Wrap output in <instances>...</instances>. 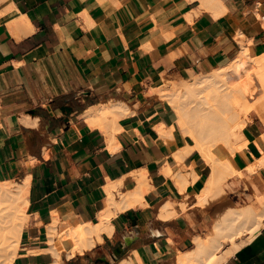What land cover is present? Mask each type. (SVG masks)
<instances>
[{"label":"crops","instance_id":"obj_1","mask_svg":"<svg viewBox=\"0 0 264 264\" xmlns=\"http://www.w3.org/2000/svg\"><path fill=\"white\" fill-rule=\"evenodd\" d=\"M203 1L0 0V179H29V221L9 264L52 263L46 235L54 212L97 223L113 183L118 198L141 177L148 188L142 203L111 216V234L62 264H178L229 206L264 193V165L249 169L264 154L255 111L243 129L247 147L233 155L215 149L239 172L201 203L212 165L197 149L185 152L193 139L153 91L166 77L226 65L241 51L240 34L252 55L264 51V0H222L217 14ZM256 88L251 82V99ZM111 101L128 106L115 129L92 125L89 109ZM162 126L172 129L162 134ZM178 178L187 180L183 189ZM168 201L172 216L162 214ZM260 230L222 264H264Z\"/></svg>","mask_w":264,"mask_h":264},{"label":"bare ground","instance_id":"obj_2","mask_svg":"<svg viewBox=\"0 0 264 264\" xmlns=\"http://www.w3.org/2000/svg\"><path fill=\"white\" fill-rule=\"evenodd\" d=\"M223 2L204 0L203 4L217 14L226 9ZM259 15L257 13V17ZM238 39L241 51L226 65L195 73L173 83L164 79L153 89L175 111L179 128L193 139L194 143L188 145L185 152L197 149L212 165V174L198 195L201 203L222 193L226 179L239 172L229 156L222 158L215 149L219 146L225 147L226 152L233 155L237 149L247 147L248 139L244 136L243 129L252 111L262 120L263 130L260 136L264 143V51L252 55L249 48L251 39L244 34H240ZM248 70L252 71V77L256 80L257 88L252 92V96L256 95L254 99L249 97L252 80L242 79ZM127 109L126 103L111 101L92 107L87 117L92 125L115 129L118 118ZM171 129L172 127L162 126L160 132L163 134ZM180 155L181 152L177 154L178 159ZM261 165H264V154L249 169L255 172ZM177 181L181 189L187 182L184 179L182 183L180 178ZM116 187L114 183L107 186V209L100 214V221L97 223L62 221L54 212L52 221L47 225L46 235L49 243L46 250L54 259L50 264H62L64 256L72 257L83 253L102 241L104 232L111 234V216L131 205L142 203L144 191L148 188L147 178H139L138 186L134 190H119V198L114 192ZM28 190V178L23 181L0 179V264L14 261L21 248L29 221L26 210ZM257 197V203L229 206L225 214L216 218L210 233L204 237L196 236L195 246L180 253L178 264H222L238 254L264 225V193ZM181 205L184 207L185 203L181 202ZM175 213L173 202L168 201L162 206L163 215L172 216Z\"/></svg>","mask_w":264,"mask_h":264},{"label":"rangeland","instance_id":"obj_3","mask_svg":"<svg viewBox=\"0 0 264 264\" xmlns=\"http://www.w3.org/2000/svg\"><path fill=\"white\" fill-rule=\"evenodd\" d=\"M261 19H262V17H261ZM263 21V20H262ZM264 22V21H263ZM263 25H264V23H263ZM191 77V76H190ZM183 78H185V77H181V78H177V79H175V78H172V77H166V79H165V81H167V82H170V83H173V82H176V81H178V80H181V79H183ZM187 78V77H186ZM243 81L245 80V79H250V80H252V86L255 88V85H256V80L252 77V71H250V70H248V71H246L245 72V74H244V76H243ZM176 80V81H175ZM258 193H256L253 197L252 196H248L249 198H248V200H241L240 201V203H238L237 205L239 206V205H244V204H246V203H257V200H258Z\"/></svg>","mask_w":264,"mask_h":264},{"label":"built area","instance_id":"obj_4","mask_svg":"<svg viewBox=\"0 0 264 264\" xmlns=\"http://www.w3.org/2000/svg\"><path fill=\"white\" fill-rule=\"evenodd\" d=\"M262 17V20L264 21V16H261Z\"/></svg>","mask_w":264,"mask_h":264}]
</instances>
